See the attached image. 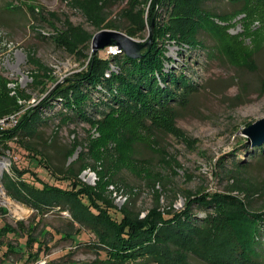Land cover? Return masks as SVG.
<instances>
[{
  "label": "rangeland",
  "instance_id": "obj_1",
  "mask_svg": "<svg viewBox=\"0 0 264 264\" xmlns=\"http://www.w3.org/2000/svg\"><path fill=\"white\" fill-rule=\"evenodd\" d=\"M140 1L147 11L149 0ZM247 2L211 0L204 5L229 18L218 22L226 26L229 43L237 39L241 48L231 56L222 42L201 35L202 49L176 59L177 71L195 89L175 105L169 130L156 127L149 141L133 145L130 160L136 172L114 169L113 161L104 164L114 172L105 197L116 208L143 218L153 208L177 210L193 196L217 192L239 196L251 209H264V139L254 141L244 133L264 118V35L259 34L264 26L255 19L249 25L250 37L242 35ZM9 3L25 4L36 13L26 7L10 13ZM97 4L98 0H0V109L3 104L17 109L0 115V131L9 134L27 113L40 111L31 133L12 134L11 140L0 142V229L13 230L0 237V264L83 263L96 257L88 246L95 241L89 231L76 237L82 245L59 233L68 222L67 212L55 210L41 217L13 199L3 180L8 176L36 188L47 184L68 190L75 180L94 186L97 172L105 169L88 159L93 132L88 122L66 111L59 100L41 107L59 82L84 70L94 34L117 26L115 31L127 35L130 30L134 41L146 43L149 29L137 27L138 16L129 0ZM260 8L264 12V6ZM98 9L103 10L101 19H96ZM55 31L67 34L73 49L42 38ZM167 48L175 57V46ZM120 51L111 45L97 53L107 58ZM90 114L98 118L95 111ZM189 261L202 264L195 258Z\"/></svg>",
  "mask_w": 264,
  "mask_h": 264
},
{
  "label": "trees",
  "instance_id": "obj_2",
  "mask_svg": "<svg viewBox=\"0 0 264 264\" xmlns=\"http://www.w3.org/2000/svg\"><path fill=\"white\" fill-rule=\"evenodd\" d=\"M104 1L98 0L97 5ZM129 1L135 8L134 16H138L137 27L142 30L152 23L154 26L151 46L144 56L130 58L122 52L107 58L98 53L89 55L84 70L59 82L41 107L59 100L66 111L90 124L93 132L87 143V156L96 166L104 167L113 161L114 169L136 172L130 160L133 145L149 141L151 130L156 127L169 130L175 105L195 89L190 79L177 71L176 59L182 60L193 50L202 49L201 35L222 42L225 53L231 56L241 48V41L233 37L235 41L229 43L232 38L226 26L218 22H228L229 18L206 10L204 5L211 0H149L147 11L140 0ZM243 6L242 35L250 37L252 21L258 19L264 26V12L260 8L264 1L248 0ZM23 7L36 13L25 4H7L10 13ZM102 15L103 10L98 9L96 19ZM261 30L259 34L264 35V27ZM126 34L134 37L130 30ZM42 38L65 50L73 49V42L65 33L55 31L49 38ZM169 45L175 46V57L167 54ZM16 110L3 104L0 115L14 114ZM91 111L98 113V118ZM39 113H27L9 134L0 131V142L11 140L12 134L31 133L39 122ZM255 149L258 153L261 148ZM105 170L97 172L94 186L75 180L68 190L47 184L36 188L8 176L3 181L6 189H11L13 199L41 217L55 210L67 212L68 222L59 231L67 240L80 245L76 237L85 230L92 233L95 241L88 246L95 259L66 264H192L191 258L202 264H264L263 208L251 209L239 196L216 192L193 196L177 210L153 208L139 218L107 200L105 192L114 183V172L107 170L106 175ZM12 231L3 227L0 237Z\"/></svg>",
  "mask_w": 264,
  "mask_h": 264
},
{
  "label": "water",
  "instance_id": "obj_3",
  "mask_svg": "<svg viewBox=\"0 0 264 264\" xmlns=\"http://www.w3.org/2000/svg\"><path fill=\"white\" fill-rule=\"evenodd\" d=\"M153 23L150 25L149 36L146 43H138L128 35H124L118 31L113 30H101L94 34L91 38V50L92 56L96 55L98 51L104 49L111 45H116L118 48L122 49L120 52H124L127 57L130 58H141L144 56V51L148 50L151 46L152 29ZM146 48L143 52V50ZM252 140H263L264 139V118L253 123L244 131Z\"/></svg>",
  "mask_w": 264,
  "mask_h": 264
}]
</instances>
